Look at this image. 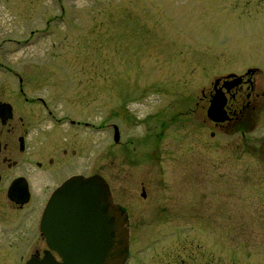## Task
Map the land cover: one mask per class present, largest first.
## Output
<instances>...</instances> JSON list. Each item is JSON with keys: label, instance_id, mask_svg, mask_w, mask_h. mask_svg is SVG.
I'll use <instances>...</instances> for the list:
<instances>
[{"label": "rangeland", "instance_id": "374dc122", "mask_svg": "<svg viewBox=\"0 0 264 264\" xmlns=\"http://www.w3.org/2000/svg\"><path fill=\"white\" fill-rule=\"evenodd\" d=\"M249 64L264 0H0V80L101 125L87 169L128 212L126 264H264V108L243 133L205 115L211 77Z\"/></svg>", "mask_w": 264, "mask_h": 264}, {"label": "flooded vegetation", "instance_id": "af4514ba", "mask_svg": "<svg viewBox=\"0 0 264 264\" xmlns=\"http://www.w3.org/2000/svg\"><path fill=\"white\" fill-rule=\"evenodd\" d=\"M5 76L14 78L16 90H9L7 81L0 80V246L11 257L18 256L16 264L45 254L58 260L39 230L41 211L51 192L69 176L98 174L87 169L86 134L88 128L100 129L101 125L89 124L81 111L55 118L58 100L25 89L28 84L20 73ZM211 99L221 105L224 116L221 121L208 119L211 126L243 133L254 125L264 108L260 69L249 64L213 75L206 107ZM46 115L53 124L41 130L39 123ZM109 191L125 212L129 238L132 228L128 212ZM7 210L11 211L10 217Z\"/></svg>", "mask_w": 264, "mask_h": 264}, {"label": "water", "instance_id": "95a60500", "mask_svg": "<svg viewBox=\"0 0 264 264\" xmlns=\"http://www.w3.org/2000/svg\"><path fill=\"white\" fill-rule=\"evenodd\" d=\"M205 115L213 121L224 119L221 105L214 99ZM112 138L118 139L116 125L112 126ZM127 225L125 212L112 200L100 175L73 174L51 192L39 219L45 243L59 259L45 254L24 264H125Z\"/></svg>", "mask_w": 264, "mask_h": 264}, {"label": "bare ground", "instance_id": "6f19581e", "mask_svg": "<svg viewBox=\"0 0 264 264\" xmlns=\"http://www.w3.org/2000/svg\"><path fill=\"white\" fill-rule=\"evenodd\" d=\"M220 96H221V95H220ZM220 96H219V97H220ZM219 99H220V98H219ZM219 99H218V100H219Z\"/></svg>", "mask_w": 264, "mask_h": 264}]
</instances>
